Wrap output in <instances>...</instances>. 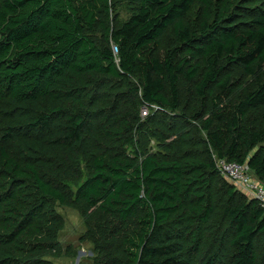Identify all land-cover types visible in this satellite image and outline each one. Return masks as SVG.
Segmentation results:
<instances>
[{"label": "trees", "instance_id": "trees-1", "mask_svg": "<svg viewBox=\"0 0 264 264\" xmlns=\"http://www.w3.org/2000/svg\"><path fill=\"white\" fill-rule=\"evenodd\" d=\"M219 159L264 184L263 2L0 0V264L59 257L57 205L94 264H264Z\"/></svg>", "mask_w": 264, "mask_h": 264}, {"label": "rangeland", "instance_id": "rangeland-1", "mask_svg": "<svg viewBox=\"0 0 264 264\" xmlns=\"http://www.w3.org/2000/svg\"><path fill=\"white\" fill-rule=\"evenodd\" d=\"M263 2L264 0H258ZM114 15L119 22L125 21L129 17V10L125 2H119L114 10ZM56 210L62 217L63 229L58 233V242L61 247L59 257L49 260L52 264H94L92 243L83 240L86 227L76 209L57 205Z\"/></svg>", "mask_w": 264, "mask_h": 264}, {"label": "built area", "instance_id": "built-area-1", "mask_svg": "<svg viewBox=\"0 0 264 264\" xmlns=\"http://www.w3.org/2000/svg\"><path fill=\"white\" fill-rule=\"evenodd\" d=\"M113 50L116 52L114 47ZM142 113L145 114L146 109H143ZM216 167L222 177L235 184L264 210V184L252 176L247 166L219 159L216 161Z\"/></svg>", "mask_w": 264, "mask_h": 264}]
</instances>
